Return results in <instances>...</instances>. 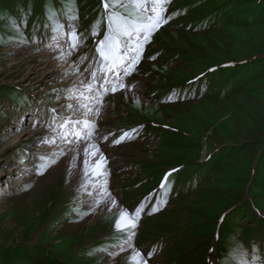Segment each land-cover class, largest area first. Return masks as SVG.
Here are the masks:
<instances>
[{
    "label": "rangeland",
    "instance_id": "obj_1",
    "mask_svg": "<svg viewBox=\"0 0 264 264\" xmlns=\"http://www.w3.org/2000/svg\"><path fill=\"white\" fill-rule=\"evenodd\" d=\"M238 2L170 0L135 71L116 73L131 90L107 93L91 74L103 0H0V264H136L115 220L141 205L147 264H264L261 179L249 189L255 166L264 176V0L247 18L231 17ZM85 119L91 141L61 127ZM87 143L102 175H85Z\"/></svg>",
    "mask_w": 264,
    "mask_h": 264
},
{
    "label": "snow or ice",
    "instance_id": "obj_2",
    "mask_svg": "<svg viewBox=\"0 0 264 264\" xmlns=\"http://www.w3.org/2000/svg\"><path fill=\"white\" fill-rule=\"evenodd\" d=\"M170 0H103V16L106 21V31L104 32L103 38L97 41L96 53L98 54V59H95L96 69L92 71V78L95 80L97 78L96 72L99 71L103 75L100 77L104 80V84H111V91L115 93L118 89H129L120 75H116L115 82H111L108 79V73H119L122 70L123 76L130 75L135 71L136 65L139 63L142 53L144 51V45L149 43L153 34L160 29V27L171 19V16H165L166 5ZM175 15V14H174ZM54 16V13H53ZM51 18V17H50ZM101 21L98 19L94 22L91 28L92 36L98 35V28ZM62 28V26H60ZM53 31H58V29H53ZM70 38V47L75 48L79 45L81 41V34L75 32L74 30L70 33H66ZM55 38V37H53ZM155 59V57H151ZM88 91H92L91 84L85 85ZM104 87V85H101ZM108 89L105 88V92ZM83 96V93H81ZM103 94H101L102 96ZM87 99V97H85ZM98 103L101 100H97ZM139 101L137 100V103ZM72 105H69L71 108ZM82 107H87L82 105ZM54 111V110H53ZM92 111V109H88ZM97 114H99V109H96ZM73 124L74 126L79 124L82 125L81 131H76L73 134L79 138H88L90 141L93 138L96 131V124L94 121L77 120L75 122L71 120L64 121L61 127L66 124ZM107 139V136L103 137ZM126 138H131L129 133H123L118 139L112 140L113 144H120ZM99 153V158L95 160L94 167L91 169L92 174L99 176L102 175L103 163H106V159L103 153L100 152V148L95 143H89V145L84 149V167L85 175L89 172V156H95ZM43 160L44 158L41 157ZM54 162V161H53ZM38 175H42V171L37 172ZM168 175L164 177L161 181L160 187L164 191V195H167V189L170 185L167 183ZM166 202V201H162ZM113 203H115L113 201ZM143 210V205L137 207L135 213L129 214L124 210H121L119 216L115 220V228L119 232L126 233V239L124 245L132 248L133 255L139 259L136 264H147V261L141 257L140 252L132 247V240L135 236V229L137 227V221L139 215ZM158 207H153L152 211L155 212ZM124 245H121L123 250ZM214 257V253H213ZM213 264L214 258H213ZM240 264H246L245 261L241 260Z\"/></svg>",
    "mask_w": 264,
    "mask_h": 264
},
{
    "label": "trees",
    "instance_id": "obj_3",
    "mask_svg": "<svg viewBox=\"0 0 264 264\" xmlns=\"http://www.w3.org/2000/svg\"><path fill=\"white\" fill-rule=\"evenodd\" d=\"M237 1H239L238 2V4H235L233 7H231V8H233V12L231 13L232 15H231V17H233L234 16V14H240V13H242V15L244 16V15H246V18H247V15L248 14H246L245 13V9H247L248 8V5L250 4V3H254L255 4V0H237ZM203 5V4H202ZM256 5H259L258 3L256 4ZM242 8V11H240V10H235L236 8ZM262 7V6H261ZM238 8V9H239ZM240 18V20L242 19V17H239ZM231 26H234L235 24H230ZM260 63V62H259ZM261 149H262V151H261V153H260V159H262V160H264V147H261ZM257 168H258V166H255V168H254V175H253V178H252V184H250L249 185V189L250 188H252L253 190H255V188H256V183L254 184V182H255V178H256V180L257 179H261V183H262V185H264V176H262V178L260 177V174L259 173H257V175H255V173H256V171H257ZM257 182V181H256ZM249 195V194H248ZM252 196L254 197V191H251V193H250V195H249V197L250 198H252ZM255 205V204H254ZM252 207L250 206V208H248V211H250V212H254L255 213V211H254V209L252 208ZM263 222H264V220L263 219H259V220H257L255 223H261V224H263Z\"/></svg>",
    "mask_w": 264,
    "mask_h": 264
},
{
    "label": "bare ground",
    "instance_id": "obj_4",
    "mask_svg": "<svg viewBox=\"0 0 264 264\" xmlns=\"http://www.w3.org/2000/svg\"><path fill=\"white\" fill-rule=\"evenodd\" d=\"M115 75V74H114ZM102 93H98V95H101ZM91 107H93V105H89V106H87V108H91ZM87 144H89V143H87ZM69 149V148H68ZM71 149V148H70ZM82 149V148H81ZM69 151V150H68ZM71 151V150H70ZM72 153V152H71ZM80 155H82V156H79V157H84V149L82 150V151H80V153H79ZM71 156V155H70ZM99 158V153H97L95 156H89V169L91 168H93L94 167V162H95V160L96 159H98ZM74 159H76V157H74ZM93 161V162H92ZM84 163V162H83ZM104 165V164H103ZM104 167V166H103ZM102 167V168H103ZM132 212V211H131ZM131 212H128V213H130V214H132ZM135 213V212H134ZM139 216H141V215H139Z\"/></svg>",
    "mask_w": 264,
    "mask_h": 264
}]
</instances>
